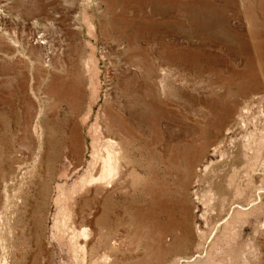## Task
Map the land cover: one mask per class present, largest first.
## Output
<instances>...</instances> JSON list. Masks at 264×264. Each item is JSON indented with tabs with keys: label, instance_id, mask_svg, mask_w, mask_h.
<instances>
[{
	"label": "rangeland",
	"instance_id": "1",
	"mask_svg": "<svg viewBox=\"0 0 264 264\" xmlns=\"http://www.w3.org/2000/svg\"><path fill=\"white\" fill-rule=\"evenodd\" d=\"M107 1L0 0V264L3 260L6 264H75L74 255L81 263L86 255L79 248L72 251L74 243L84 245L88 264H104L101 259L105 256L107 264H200L203 260L193 261V254H200V258L207 254L217 264H264V191L260 199L257 194V189L264 188V180L258 161L244 168L239 161V173L235 175L230 162H221L218 150L212 152L213 146L207 148L205 156L200 153L203 143L215 145L220 140H224L228 153L230 141L238 142L239 151L244 150L246 135L258 127L264 131V0H230L229 25L234 37L239 33L246 39L245 52L230 57L225 48L214 49L224 62H230L233 72L244 71L245 59L250 58L249 74L257 88L238 94L237 86L243 85V80L234 79L231 69L220 67L219 79L212 82L211 73H203L197 66L199 71L174 66L170 77L161 83V88L166 89L165 93L160 90L161 98L168 101L170 109L164 104L159 106L164 116L158 123L159 139L152 153L146 151L144 158L130 155L122 163L120 173L125 171L127 175L121 174L123 177L115 182L121 190L119 198L106 203L108 209L112 203L118 206L121 215H110L113 225L105 229L101 226L104 216L90 226L84 219L95 217L86 199L91 191L108 189L101 184L81 189L80 181L92 160L93 146L98 145L95 126L109 89L106 72L117 68V63L107 64L100 56L108 42L100 30L107 16ZM85 18L92 22L91 31ZM71 45L78 46L79 64L74 72L68 71L64 62L65 56L73 57ZM90 57L95 62L90 63L93 76L99 71L93 85L91 75L83 68L84 59ZM124 58L120 55L118 67L132 71ZM157 63L151 67L144 86L154 85ZM227 78L233 80L232 84L222 83ZM50 85L66 89L67 97L59 109L55 96L50 94L48 99L44 94ZM30 86H36L35 96ZM68 87H82L84 93L71 122L72 113L65 102L70 97ZM150 92L145 99L158 96L157 89ZM210 93L213 101L222 97L226 105H231L233 115L228 122L230 131L208 137L202 134L203 128L210 127L208 119L222 115L219 103L214 105L218 110L212 116L199 103L203 97L209 100ZM29 96L36 103L34 109L27 106ZM164 109L178 116L168 121ZM28 111L35 113L29 123ZM73 119L77 123L84 120L83 126L76 130ZM241 121L247 127L240 128ZM71 128L76 130L73 138L79 150L78 164L69 156L72 138L67 137ZM261 149L264 155V144ZM210 163L212 168L205 170ZM232 182L233 190L229 186ZM243 189L248 194L245 200ZM249 196L255 199L254 205L248 206ZM240 205H245L246 210ZM184 208L193 237L187 255L175 241L176 233L164 229L171 223L170 218L181 220ZM228 213L229 222L207 239ZM84 226H88V239L78 236L71 240L72 234H78Z\"/></svg>",
	"mask_w": 264,
	"mask_h": 264
},
{
	"label": "bare ground",
	"instance_id": "2",
	"mask_svg": "<svg viewBox=\"0 0 264 264\" xmlns=\"http://www.w3.org/2000/svg\"><path fill=\"white\" fill-rule=\"evenodd\" d=\"M230 3V0H108L105 3L104 6L108 17L106 16L100 24V30H102L103 35L107 37L108 42L102 48L100 56L107 64H109V62L117 63V68L106 72V80L108 81L109 89L104 94V103L99 111L97 125L95 126V132L99 137L98 145L93 146V152L91 155L92 160L89 163L88 169L85 176L81 179L80 184L81 189L93 186L94 184H101L108 190L105 192H100L98 191L99 189L93 190L91 191L90 196L86 198L90 203V207L93 208L96 213L92 220H89V218L84 219L85 225L90 226L95 224L99 221L101 216H104L101 221V226L108 229L113 225V220L109 216L118 217L121 215V210L118 206L112 203L111 207L108 209L106 203L109 199L119 198L118 192L120 188H118V186L116 187L115 182L118 179H121L123 177L122 175H124V177L127 175V172L125 171L123 174L120 173L122 163H126V158L135 154L144 158L146 151L152 153V147L159 139L160 133L158 123L162 122V118L164 117L159 106L164 104L167 109H170L168 108V101L165 98H161L160 90L161 92H166L164 87L161 88V83L163 80L170 77L172 68L178 66L181 69L185 68L187 70L197 71H199L200 68L203 73L210 72L212 82H216L220 76V73L217 71L220 67L222 69H227V71L230 69L232 71L233 66L230 62H224L223 57L214 49L223 47L229 53L230 57H235V55L238 56L240 52H245L247 50L248 44L246 39L243 35H239V33H236V36L234 37V30L229 25L230 16L228 12L232 10V5H230ZM242 13L244 14V12ZM84 23L90 31L94 29L90 19L85 18ZM78 29L82 30L83 27L79 25ZM71 47L73 57L70 59V56H65L64 62L69 67L68 71L74 72L79 64V57L76 54V47L78 46L71 45L69 50H71ZM122 54L125 56L124 64L132 71L128 69L123 71L118 67L122 62L118 58H120V55ZM115 57H117V59ZM167 59H169V61H166ZM250 60L251 59L248 57L245 59L246 69L244 71H230V75H233L234 73V79L240 78L243 80V85L240 82L241 84L237 86V93L240 95L244 94L245 91H252L257 88L256 83L254 82V77L249 74L251 68ZM155 61H159V63H157V65H159L157 67L156 75L152 80L154 85L150 83L148 86H144V80L146 79L148 81L151 67ZM90 63L95 64L92 57L84 59L83 68L89 73V75H91L89 81L90 85H93L94 79L98 77L99 71L93 76ZM54 79L59 81L60 78ZM61 82L63 81L61 80ZM232 82L233 80L228 78L227 81H222V83H228L229 85L232 84ZM68 88L71 90L70 97L67 98L65 102L72 113L69 116V121L71 122L72 118L78 114L84 93L82 87L77 89ZM153 88L158 90V96L156 95L149 100L145 99V95L148 96V93H151L150 91ZM29 90L33 96L36 95V86H30ZM93 93L95 95L98 94L95 87ZM44 94L48 99L50 98V94L55 96L58 109L65 97H67L66 89L63 87L61 88L58 85L46 86ZM212 95L213 93H210L209 100L204 97L199 100V103H201L205 107V110H207L206 114H208V116H212L213 112L218 110V107H214V105L218 103L220 108L219 112L222 114L221 116L214 115L212 121H209L208 119V124H210L209 129L207 127L202 130V134L208 137L211 133H214L215 136H218L223 132L227 133L232 128L228 123L230 121L229 117L231 114L233 115L232 106L229 104L226 105L222 97L219 98L220 101H213ZM28 98V108L34 109L36 105L34 99L30 96ZM96 98L97 96L95 99ZM164 111L168 115L166 116V120L168 121L171 120V117L178 116V113L175 114V112L170 110L166 111L164 109ZM34 115V112L28 111L27 123H29ZM75 120L76 119H73V124L77 130L79 125L83 126L84 120H80L78 123ZM239 124L240 128L247 127L244 121H241ZM258 128L254 129L251 132L252 134L245 136L243 142L246 145V148L244 150L242 149L239 151L240 145L238 142L230 141L231 146L229 149L231 151L228 153L226 151L227 148H224L223 145L224 140H220L217 141L215 145L207 142L203 143L201 145L200 153L205 156L207 154V148L213 146L212 152L218 150L219 155H221V162H224L225 159L226 163L229 161L231 168L235 170V175L239 173V161H242V168L246 166L250 167L258 161L261 171L263 172L262 178L264 180V155L260 153L261 150H263L261 149V144H264V142L261 143V141L264 140V131L259 130ZM76 130L71 128L68 132L67 139H69V135H71L73 140L71 139L72 145L70 144V152L72 155L69 156L74 157L75 163L78 164L79 150L76 145V147L74 146L75 141L73 138V134H76ZM253 136H256V138ZM208 167L212 168V163H210L205 170ZM255 169L256 168H253L252 172H254ZM233 184V182L231 184L229 183L230 189L233 188ZM263 191V187L257 189L259 199L261 194H263ZM237 192L238 194L240 192L238 185ZM241 194L244 196V200L248 196L247 191L244 189ZM250 198L252 197L249 196L247 200L249 201L248 206L255 204V199L252 200ZM185 208L183 209L181 220L173 221L170 218L171 223L164 229L176 233L175 241H177L182 248V252L187 255L190 253L193 244V237L190 229V220ZM240 208L246 210L245 205H240ZM110 209L112 211H110ZM65 214L67 215V213ZM230 219L231 214L228 213L222 221L214 226L207 239L213 238L221 225L223 223L227 224ZM62 232L60 233L62 234ZM89 235L88 226H84L78 234H72L71 240L77 239L78 236L87 240ZM104 238L107 239V235H104ZM71 246H73L72 251L73 249L75 250V248H79L86 255V260L85 257H83L81 263L77 262L76 255H74L75 258L73 259L75 260V264H88V251L85 250L84 245L74 243ZM199 256L200 254H197L196 256L193 254V261L196 258H199L203 260L199 261L200 264H217L213 258L207 254L203 255L201 258ZM101 260L104 261V264H107L108 262L106 256L102 257ZM1 264H6V261L3 260Z\"/></svg>",
	"mask_w": 264,
	"mask_h": 264
}]
</instances>
